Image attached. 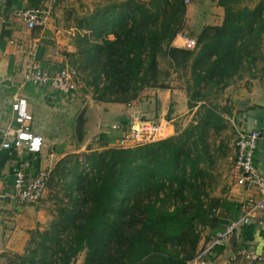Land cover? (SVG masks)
Returning a JSON list of instances; mask_svg holds the SVG:
<instances>
[{
    "label": "trees",
    "instance_id": "obj_1",
    "mask_svg": "<svg viewBox=\"0 0 264 264\" xmlns=\"http://www.w3.org/2000/svg\"><path fill=\"white\" fill-rule=\"evenodd\" d=\"M216 3L223 8L220 24L204 25L196 37H191L195 39L193 49L172 42L178 32L186 34L184 0H121L99 6L85 21L81 19L85 34L77 40L74 56L77 68L89 78L81 75V90L92 87L95 102L133 108L145 89L167 88L160 83V56L174 69L188 67L192 79L186 89L188 95L191 90L194 96L205 98L213 88L222 90L244 74L255 78L254 72L264 69V0L253 6L242 4V0ZM202 86L205 92L197 91ZM193 101L189 98L187 103ZM205 112L202 125L196 123L178 133L175 129L165 138L86 153L87 172L78 174L74 181L81 193V207L62 209L50 230H36L34 235L40 241L36 250H30L32 254L21 257L22 264H75L81 251L85 252L81 264H187L202 252L195 222L209 231L204 243L212 242L221 227L220 214H216L221 207L215 206V199L204 206L198 191L199 177L205 173L199 163L208 150L203 139L205 128L223 120L213 108ZM150 187L155 188L156 195L147 197L145 205L134 203L132 211L138 209L135 221L124 219L132 213L126 210L131 195ZM162 190L165 198L178 190L180 204L171 210L163 206V198L158 196ZM199 259H206V254Z\"/></svg>",
    "mask_w": 264,
    "mask_h": 264
},
{
    "label": "rangeland",
    "instance_id": "obj_2",
    "mask_svg": "<svg viewBox=\"0 0 264 264\" xmlns=\"http://www.w3.org/2000/svg\"><path fill=\"white\" fill-rule=\"evenodd\" d=\"M109 1L121 0H63V2L56 7V12L52 16L51 23L53 22L54 26L52 25V27H54L55 30L49 35L50 37L55 38V40H59L58 53L61 55L63 54L64 57L66 56L70 59L69 61L71 64H73L77 71L80 72L79 74L86 80L89 78L86 73L81 70V68H77L79 63H75L74 56L78 47L77 40L85 34V32L81 30L80 26L82 25V20L85 21L84 19L90 15V13ZM258 1L259 0H242V4L253 6ZM211 9L212 6L205 0H191L190 4L186 7V17H184L186 24L184 26V30L187 35L193 38L196 37L201 30V19L204 16H215V14H211ZM212 20H210V23ZM108 38L112 39V36H108ZM262 38L264 44V34L262 35ZM179 42L180 41L178 40L177 43ZM68 49H72V52H69L70 50ZM77 57L79 58L80 56L77 55ZM8 59H10V57H8ZM259 66L260 64H258L257 67ZM159 69L160 83L166 85L169 89H175L177 96L180 95V97L183 98L185 94L187 100L189 98H194L196 101L187 103L186 109H183L180 115L172 121L176 125L175 129H177V133L196 123L198 125H202L203 123H201V120L204 116H206L205 110L207 108H213L217 113H220L223 119L221 123L216 121L215 124L212 123V125H209L210 127L207 126L205 128V135L203 139L208 144V150L207 154H202L201 162L199 163L205 173L203 176L199 177L198 181V183H200L198 191L201 193L200 197L203 205L206 206L210 199H215V206L217 208L221 207L224 203L223 201H227L230 195V189L236 185L231 171L234 157L232 144L234 132L232 128V121L233 124H235L234 121H236L238 123L237 126L248 130L252 128L250 120H248L249 118H262V128L264 129V110H259V107L253 106L258 105L254 103H260V106L264 107V69L255 71V78H249L248 74H244L240 81L236 80L232 83V85L230 84L222 90L218 91L215 87L216 89L213 88L210 90L205 98H201L199 94H195L194 96V91L191 90L188 95V91H186V89L192 84L188 67H179L174 69L166 57L160 56ZM6 72L9 73L7 77H12L15 80H7L8 78L6 77V73L0 74V132L4 129L5 124L10 121V103L12 96L17 92V87L19 85V82L16 81L18 76L15 75L12 67ZM100 81H102V77ZM205 90L206 88L202 86V88L197 91L205 92ZM43 91L45 95L42 97V105H37V115L39 118L38 123L42 124L48 132L50 131L49 133H57V137L62 136L65 141V136L67 135V140L70 139V141L68 144L69 147L65 146L66 148L64 152L57 155V160H55L52 167H50L51 178L42 198L44 199L43 202L46 205L43 209L45 210L48 218L44 223H42V225H40L41 228L38 231L41 232L51 229L52 221L59 219L62 209H78L81 207V193L79 192L78 184H75L74 181L78 178V174H84L87 172L86 165L84 164V155L90 151H104L114 145L112 142L103 144V142H99L96 139L86 141L83 134V128L79 129V135L76 134V132H72V134L70 133V130L74 131L77 116L84 113L83 111L85 105H90L89 103H96L92 98L95 94L92 91V87L86 86L85 90H78L73 94L68 95V97H64V99L60 97L61 95H56L58 93L51 91V89L46 88ZM50 96L55 98L51 101ZM47 109L50 110L48 111L49 114L46 112ZM62 113L65 115L64 117L61 116ZM84 119L85 117L82 118V122ZM51 125L53 126L51 127ZM163 135L164 133L162 132V136ZM262 135L264 136V132H262ZM262 139H264V137H262ZM45 148L46 149H44L43 146L42 154L36 155L35 157H45L44 155L48 152L49 147ZM70 183H72L71 187L69 185ZM164 191L165 190H162L158 196L162 197L164 195ZM155 195L156 190L154 187L145 188L139 190L138 193L132 194L129 198L130 200L128 206H126V210L135 214L133 215L132 213H127L124 219L134 222V217L138 210L135 208L132 211L134 203L138 206L145 205L147 197L153 198ZM167 196L168 197L166 198L162 197L163 200L161 201V204L163 206H167L171 210L180 204L179 201L182 197L180 196L178 190L168 193ZM218 204L219 206H217ZM217 213L218 215L220 214V216L222 215L221 211H217L216 214ZM140 215L141 213L137 216L139 217ZM195 223L197 224V229L200 230L198 249L199 251H201L200 249H203V252L208 248H205L208 243L205 244L204 248L202 247V244L205 237L209 235V231L207 228L203 229L198 222ZM65 233V231H62V235H65ZM38 241H40V238L37 235L35 236L34 233L33 235H30L24 245L25 247L22 248L21 246L20 254H18L19 252H8L9 250H5L4 245L0 244V264H22L21 257L25 255V257H27V255L32 254L33 252L31 253L30 250H36V242ZM49 244V242H46L45 245ZM223 246L224 242L221 246L215 247L213 253L215 252V249L218 248L219 251L217 253L221 252L223 254ZM40 251L41 250H37V252ZM45 251L49 253L48 249ZM202 252H198L193 259L187 262V264H200L197 259ZM222 254L219 253L217 258L214 257L217 260L216 264H264V260L249 261L244 259V257L231 259L233 255L231 257H227ZM84 255L85 252L81 251L75 258V264H81L83 262ZM207 261L209 260L207 259Z\"/></svg>",
    "mask_w": 264,
    "mask_h": 264
},
{
    "label": "crops",
    "instance_id": "obj_3",
    "mask_svg": "<svg viewBox=\"0 0 264 264\" xmlns=\"http://www.w3.org/2000/svg\"><path fill=\"white\" fill-rule=\"evenodd\" d=\"M205 1L209 2L212 6L211 14H215V16H204L200 21V29L208 24L219 25L223 15V8L217 5V0ZM61 2H63V0H59L58 5ZM190 2L191 0L186 4V7ZM34 5H36L35 0H0V74L6 73L7 77L9 73L6 71L12 67L15 75L18 76L16 81L19 82V85L17 87V92L12 96L11 103L17 95L24 96L27 99L28 108L33 117L31 129L43 138L44 149H46L45 147H49V149L46 155H44L45 157L39 156L36 158L27 153L25 149L17 150L11 148L5 150L0 147V191L10 186L14 178V172L21 168L25 169L27 176L35 175V173L41 169L49 170L50 174V167H52L53 162L57 160V155L59 153L62 154L65 148L69 147L68 144L70 139L67 140V135L65 136V141L62 136L57 137V133H49L50 131L48 132L42 124L38 123L37 105H42V97L45 95L43 90L46 89V87L34 86L23 81L24 72L31 63L41 68L51 69L54 68L55 65L58 66L62 62L65 63L67 61L63 54L61 55L58 53L59 40H55V38L49 35L55 30V28L52 27L53 22H50L43 30L38 28L30 30L22 23H19L13 15L17 7H29ZM58 5L56 7H58ZM210 20H212L211 23ZM185 25L184 23V26ZM172 42L175 46L178 39ZM14 43L16 45H21L23 51L17 50ZM68 50L72 52V49ZM8 57H10V59H8ZM7 78V80H15L9 76ZM56 95H61L60 97L62 99L65 97V95L60 93ZM53 98L55 97L52 96L51 101ZM89 104L90 105H85L83 111L85 119L82 122V128L85 140L96 139L99 142H104L109 139L115 141V138L120 134V128L128 124L129 115L133 109L138 111L139 115L157 119L162 125V132L164 133L162 136L163 138L174 134L176 125L172 121L180 115L183 109H186L187 99L185 94L183 98L180 97V95L177 96L175 89L148 88L141 93L139 101L133 103V108H126L120 103L96 102L95 104ZM254 104H258L254 106H258L259 110L264 108L260 106V103ZM48 111L50 110L47 109V114H49ZM61 116L64 117L65 115L62 113ZM248 120H250L251 129H256L260 133L257 149L254 154V164L257 170L264 174V139H262V137H264L262 135L264 129L262 128L261 122L263 119L249 118ZM7 124L8 122L5 126ZM52 126L53 125H51V127ZM1 132L0 140L2 136ZM72 132H75V128L74 131L70 130L71 134ZM112 143L114 142L112 141ZM41 154L42 151L38 155ZM230 190L227 201H223L224 203L220 208L222 215H219L221 222L219 230H223L226 225H233L232 229L226 232L223 254L221 252L219 253L231 257L235 249L239 245H243L242 247L253 248L257 253L264 255V212L255 211L249 217V221L246 224H242L238 220L241 205H243L249 197H255V194L237 183ZM43 201L44 199L26 205H18L8 201L0 202V244L4 245L5 250H9L8 252L13 253L19 252L18 254H20L21 246L22 248L25 247L24 245L29 236L36 230H40V225L48 218L43 209V207H46ZM219 230L217 229L215 233ZM210 243L211 242H209L205 248L208 247ZM203 244L205 245L206 243L203 242ZM202 247L204 248V246ZM218 251L219 249L216 248L214 253L219 255V253H217Z\"/></svg>",
    "mask_w": 264,
    "mask_h": 264
},
{
    "label": "built area",
    "instance_id": "obj_4",
    "mask_svg": "<svg viewBox=\"0 0 264 264\" xmlns=\"http://www.w3.org/2000/svg\"><path fill=\"white\" fill-rule=\"evenodd\" d=\"M36 5L29 7H17L14 16L19 23L25 25L28 29L46 28L55 13V8L59 0H35ZM188 3L189 0H184ZM180 42L176 46L193 49L195 39L178 32L175 36ZM15 47L23 51L21 45ZM57 68H41L31 63L23 75V81L34 86H41L51 89L60 94L68 95L81 90L84 87L82 76L73 69L67 62L61 63ZM12 118L1 132L0 147L2 149H25L30 155L36 156L41 153L43 147L42 137L31 129L33 117L28 110V101L24 96L17 95L11 103ZM129 126L120 128V134L114 141L117 148H128L156 141L162 138V125L153 118L144 119L133 109L129 115ZM238 124V123H237ZM235 126L236 130L233 136L234 157L232 162V175L235 183L241 185L255 194V197H249L240 207L239 222L246 224L249 217L255 211L264 212V174L259 172L254 164V153L257 148L260 133L256 129H244ZM240 125V124H239ZM49 170H38L35 175L27 176L25 169L21 168L14 172L13 180L10 186L0 191V202H12L18 205L32 204L40 201L46 191L47 181L49 179ZM233 224L226 225L223 230H219L214 236V240L201 255L206 254V259H199L200 264H216L218 254L213 253L214 248L221 245L226 232L232 229ZM243 246V245H242ZM238 246L233 252V258L244 257L249 261L264 260V255L257 253L253 248ZM215 257V258H214ZM207 259L209 261H207Z\"/></svg>",
    "mask_w": 264,
    "mask_h": 264
},
{
    "label": "water",
    "instance_id": "obj_5",
    "mask_svg": "<svg viewBox=\"0 0 264 264\" xmlns=\"http://www.w3.org/2000/svg\"><path fill=\"white\" fill-rule=\"evenodd\" d=\"M263 105V104H262ZM84 117V113L83 114H79L76 118V123H75V132L76 134L79 135L80 132V128H82V118Z\"/></svg>",
    "mask_w": 264,
    "mask_h": 264
}]
</instances>
